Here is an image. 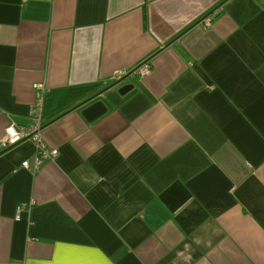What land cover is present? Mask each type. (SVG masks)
<instances>
[{"label": "crops", "instance_id": "obj_1", "mask_svg": "<svg viewBox=\"0 0 264 264\" xmlns=\"http://www.w3.org/2000/svg\"><path fill=\"white\" fill-rule=\"evenodd\" d=\"M34 83L58 156L0 147V264H264V0H0V142Z\"/></svg>", "mask_w": 264, "mask_h": 264}, {"label": "built area", "instance_id": "obj_2", "mask_svg": "<svg viewBox=\"0 0 264 264\" xmlns=\"http://www.w3.org/2000/svg\"><path fill=\"white\" fill-rule=\"evenodd\" d=\"M149 70L150 65L144 62L134 69L132 73L145 76L149 73ZM125 75V72L115 71L110 75V79L118 82L123 79ZM32 88L34 90V103L29 110V124L20 126L14 122H9L4 129V137L0 142V147L2 149H8L25 141L30 142L34 147L32 164L36 170L45 162L54 161L58 156V150L49 148L42 138L41 117L44 86L42 83H34ZM21 166L26 169L28 167V161H23Z\"/></svg>", "mask_w": 264, "mask_h": 264}, {"label": "water", "instance_id": "obj_3", "mask_svg": "<svg viewBox=\"0 0 264 264\" xmlns=\"http://www.w3.org/2000/svg\"><path fill=\"white\" fill-rule=\"evenodd\" d=\"M132 88L133 85L127 84L125 86L120 87L117 93L119 95H124L129 92ZM96 97L97 96L90 97L81 104V106L87 105L82 109L81 116L88 122L96 120L106 112V107L104 103L101 100H95Z\"/></svg>", "mask_w": 264, "mask_h": 264}]
</instances>
